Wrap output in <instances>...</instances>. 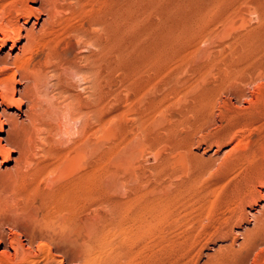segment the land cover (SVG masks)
I'll return each instance as SVG.
<instances>
[{
  "label": "bare ground",
  "instance_id": "1",
  "mask_svg": "<svg viewBox=\"0 0 264 264\" xmlns=\"http://www.w3.org/2000/svg\"><path fill=\"white\" fill-rule=\"evenodd\" d=\"M40 1L35 10L27 0H0L1 47L25 40L14 56L0 58V99L17 106L28 101L26 122L4 111L10 125L6 141L24 147L40 136L46 117L58 122V130L62 118L68 120L62 133L77 139L50 166L49 182H68L54 201L41 198L25 210L0 208L5 245L0 264H190L174 249L196 242L203 212L189 208L193 186L177 177V167L189 169L195 135L227 136L264 121V0H214L179 32L177 49L143 58L127 71L123 0ZM34 15L46 17L23 36L21 19ZM203 43L209 44L206 49ZM77 49L80 55L73 56ZM18 77L27 83L19 101L14 98ZM75 87L80 91L72 93ZM40 91L43 100L36 96ZM56 91L68 94L67 104L61 98L64 107L54 105ZM43 102L49 104L46 113ZM148 146L156 151L146 163L167 156L155 170L142 164ZM261 149L264 135L241 167L246 182L264 186ZM0 154L5 163L8 150L1 144ZM215 196L209 191L202 198L209 205L205 230L231 219L230 211L217 214ZM258 223L262 226L244 242L249 257L255 252L252 264H258L262 250H257L264 244V217Z\"/></svg>",
  "mask_w": 264,
  "mask_h": 264
},
{
  "label": "rangeland",
  "instance_id": "2",
  "mask_svg": "<svg viewBox=\"0 0 264 264\" xmlns=\"http://www.w3.org/2000/svg\"><path fill=\"white\" fill-rule=\"evenodd\" d=\"M1 1L11 2L15 0ZM94 1L96 2V0H92V2ZM142 1L123 0V13H126L127 9L130 10L127 11L128 13H124V15L122 13L123 19L121 28V44L125 45L121 46L123 54L125 55L124 69L126 71L130 70L143 58L156 56L162 52H169L170 50L177 49L175 43L178 42L177 39L180 38L179 32L194 24L198 19L197 14L201 12L200 10L202 9L203 11L207 7L212 6L214 2V0H205L206 2L209 1L205 4V1L201 0ZM202 2V5H204L203 7L200 4ZM209 3L211 5H209ZM27 4L35 10H39L41 7L40 0H27ZM132 6H134V8H130ZM143 15L144 17H142ZM45 17L46 16L41 15L39 16V19H37L34 15L28 20L21 19V24H23V36L26 35V31L35 23H39L37 25V29L40 28V25ZM25 21H28V23L24 24ZM76 21L81 22V15L77 17ZM253 22L255 24V20ZM125 28L127 30H125ZM139 34L141 36H139ZM1 37L2 36L0 35V38ZM131 40L136 42L134 43ZM24 42V37L15 46H13L12 42H7L1 47L0 42V58L6 57L9 54L8 52L14 56L18 53V48L22 46ZM201 44V49H206L209 45L208 43H203V45H206L201 46ZM77 50L73 53V56H76L77 54L80 55V49L78 51ZM71 79L72 82H74L73 84L76 86L78 81L77 78L75 79L73 77ZM14 86V98L19 101L22 98L23 92L27 88V83L20 82V78L18 77ZM78 90L80 91V88L78 89L75 87L71 92L76 93ZM41 91L39 93L37 92L39 95L36 93V96L43 100V93ZM53 94L59 95H57L58 99L54 101V105L57 106L60 104L61 107H64L65 102L66 104L69 102L68 97H66L68 94H62L63 97L58 93V91ZM61 98H65L66 100L65 101L63 99L64 105ZM25 100L20 106H17L15 104L4 105L0 99V144L4 149L8 150L7 156H9L5 163H0V208L7 206L11 210H15L17 208L25 210L33 206L34 203L36 204V202L40 203L41 198L45 199L47 203L54 201L58 192L67 187L68 182L64 179H59L54 183L52 181L49 182L50 178H54V176L50 177V174L52 173V168H50V166L56 163L57 157L62 155L77 139L74 133L68 131L64 132L67 129L65 127L67 126L66 122L68 120L66 121V119L62 118L63 122L66 121L64 123L61 122V125L64 127H62V129H64V133H62L60 126V129L58 130V122H50V120L46 117L43 125L41 126L43 130L38 138H33L32 141H27L24 147L21 148L9 145L6 140L10 125L7 120H5L4 111L12 116H16L20 122H26L25 112L28 108V101ZM233 103L236 106L239 105L236 101H233ZM48 106V103H42L44 112L49 110ZM1 123H3L2 127ZM67 124V127H69V123ZM212 134L213 133H211V135ZM263 135L264 121L257 125H247L237 128L227 136L221 133L216 136L214 134L213 136H209V133L205 132L192 137V140L195 142L190 146L192 154V160L189 167L190 170H184L180 167L181 165H179L177 169H179L180 175L177 173V177L186 179V181H188L187 187H190L191 185L193 186L192 192L195 199L190 203L189 208L193 209V211H202L203 222L198 227V237L196 242L183 246L177 245L174 249L175 253L181 257L184 256L183 260H186L187 263L215 264L218 263V260L219 262H230V264L253 263V260L251 259H254L255 252L251 253V256L249 257L247 254L248 249L246 250L247 246H244V244L246 243L245 241H247L248 237L255 232V229L261 225L258 223L259 219L264 217V186L256 181H247L249 183L248 184L246 182V178H244L246 177V174L243 173L244 169L241 167V164L245 159V155L251 148H255L258 145L259 140ZM155 151L156 148L154 149V147L148 146L143 154L144 158L142 159V164L151 170H155L163 159L167 157L166 155H163L153 164L146 163L145 159L148 156H153ZM258 153V158L263 161L264 150L262 151L261 149ZM1 161H4V157L0 154V162ZM185 172H187L186 176H184ZM209 191H216L214 199L216 198L215 200H217L216 209L218 215H222L226 212V215L228 216L229 212L227 211H230V221L219 229L209 228L205 230L203 228L205 224H208L207 219L209 217V205H204L202 198L203 196L206 197L207 194H209ZM262 237L264 240V233ZM21 240L24 244H27L24 236H21ZM4 250L5 245L1 243L0 252ZM259 250H262V253L259 257L258 264H264V244L260 245L257 251ZM56 255H58V253ZM232 261H235V263ZM66 263L74 264L69 260L65 261V264Z\"/></svg>",
  "mask_w": 264,
  "mask_h": 264
}]
</instances>
